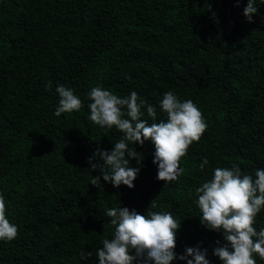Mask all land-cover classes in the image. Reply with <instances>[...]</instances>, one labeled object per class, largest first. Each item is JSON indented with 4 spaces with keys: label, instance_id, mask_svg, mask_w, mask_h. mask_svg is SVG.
Listing matches in <instances>:
<instances>
[{
    "label": "trees",
    "instance_id": "16d2710c",
    "mask_svg": "<svg viewBox=\"0 0 264 264\" xmlns=\"http://www.w3.org/2000/svg\"><path fill=\"white\" fill-rule=\"evenodd\" d=\"M246 4L0 0V194L18 227L14 240H0V264H99L96 249L113 233L105 212L122 206L171 213L181 223L177 256L199 246L210 264H222L213 250L226 241L201 224L195 189L217 167L239 166L253 178L264 169V0H255L252 22ZM58 85L81 99L80 111L55 115ZM97 86L120 97L136 91L157 109L155 121L142 109L149 125L167 119L159 108L165 92L193 101L207 129L181 159L178 180L156 179L155 148L145 141L133 145L142 158L130 160L140 168L133 188L102 177L101 188L90 184L100 169L88 159L122 136L88 119L87 93ZM254 227L264 228V208Z\"/></svg>",
    "mask_w": 264,
    "mask_h": 264
},
{
    "label": "clouds",
    "instance_id": "9594fccd",
    "mask_svg": "<svg viewBox=\"0 0 264 264\" xmlns=\"http://www.w3.org/2000/svg\"><path fill=\"white\" fill-rule=\"evenodd\" d=\"M235 2L238 5L240 0ZM257 12L255 0H247L243 15L248 22H252ZM45 87L51 90V82ZM56 92L59 95L56 116L80 111L82 101L71 88L58 85ZM87 96L91 101L88 119L101 128L111 130L115 127L122 133L111 151L97 148L88 159L92 170L100 169V175L93 176L90 182L97 188H101V177L116 188L120 185L133 188L140 168L131 167L130 160L135 158L138 164L142 160L133 145H144L145 141H151L155 148L156 179L165 181V184L178 180L185 171L180 166L181 159L207 129L203 115L193 101H180L172 91L165 92L159 101L166 121L150 125L142 119L145 115L142 109H146L147 116L153 121L157 109L136 91L120 97L97 86L92 87ZM96 158L102 163L93 162ZM208 163L207 157L203 158L199 170L203 172ZM195 195L194 203L199 208L201 224L222 233L226 241L213 250L222 264H256V255L264 260V228L257 231L254 227L257 214L264 208V169H256L253 178L251 175L241 176L239 166L234 165L231 169L217 167L212 178L195 189ZM105 215L110 218L113 233L111 238L102 240V247L96 249L99 264H173L176 259L187 264H210L206 258L207 249L199 246L186 247L184 253L177 256L176 234L181 223L169 212L153 211L142 215L135 209L122 206L107 209ZM17 234L18 227L7 219L5 199L0 194V240L11 242ZM80 255L87 259L93 253L85 255L81 252Z\"/></svg>",
    "mask_w": 264,
    "mask_h": 264
}]
</instances>
